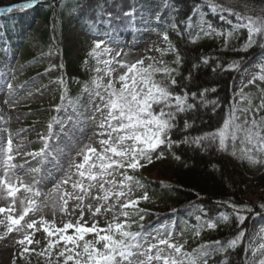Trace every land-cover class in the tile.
I'll return each instance as SVG.
<instances>
[{"label": "snow or ice", "instance_id": "1", "mask_svg": "<svg viewBox=\"0 0 264 264\" xmlns=\"http://www.w3.org/2000/svg\"><path fill=\"white\" fill-rule=\"evenodd\" d=\"M39 2L40 0H28L23 4L0 8V14L31 9ZM233 14L246 21L245 27L248 35L244 45L245 49L254 44L264 48V16ZM211 28L210 24L207 27L202 26L200 32L205 36H210L213 34ZM234 31L235 29L227 33L215 34L224 36L227 44V41L233 37ZM199 38L197 34L192 37V42L195 43ZM163 39L169 47L167 50L157 49V51L161 53V57L167 52L175 51L176 58L173 63L178 65L180 62L178 50L172 47L167 34L163 36ZM89 55L97 61V66L94 68L96 75L85 84L83 91L89 96L90 102L99 100L94 111L101 114L98 122L100 131L97 133L101 137L98 140L100 148L85 145L78 152V155L82 156V161L75 163L73 167L76 169L75 175L79 177V180L73 182L72 187L85 192L98 185L103 195L94 197V199L102 200L104 203L95 208L93 215L100 214L101 207L115 198L111 205L105 207V211H112L116 205H119V216L114 214L113 220L103 228L98 227V221L90 227L86 224L68 222L62 228H56L55 232L45 227L44 231L49 236L59 234L55 242H49L48 247L51 248L54 243L63 242V249L59 252V256L64 257L63 264H68L69 261L73 264H201V260L203 264H207L204 258L211 254L207 245H201L199 249L187 252L183 244L156 237H152L151 240L154 242H150L147 234L132 230V225L137 223L135 217L143 221L145 210L139 208V204L141 200L147 201L149 196L145 191L141 197L131 198L133 186L143 187V185L136 177L128 174V171H138L142 168L144 165L141 161L151 163L153 155L157 159H162L164 157L162 149L171 150L173 146L179 147L181 144H192L204 151L208 147L215 146L217 151L247 161L250 165H264V65L260 67V74L249 81V84L256 88L255 94L246 93L241 89L238 99L234 98L221 126L195 137L184 136L182 139L173 140L172 134L178 126V117L183 113L193 111L196 107L194 103L188 102L189 96L186 92L180 94L175 91L178 86L175 79V75L179 74L177 68L170 67L162 58L156 60L152 57H148L150 62L147 65L143 59L129 64L117 59L120 53L113 54L103 40L94 42ZM104 56L109 58L102 59ZM207 62V59L203 60V63L207 64ZM114 63L124 69L116 76H113L115 69L112 65ZM101 64L103 67H100ZM237 67L238 64L235 61L228 65V68L232 70ZM215 70L214 68L213 71ZM188 79H191V73ZM61 83H63L62 80ZM7 87L11 89L12 84L9 83ZM207 91L208 89H204L200 93L202 102H205L203 98ZM191 95L195 100L196 93ZM61 100L72 106L74 110L79 106L78 100H73L71 97L62 96ZM206 103L215 105L216 102ZM90 119H95V116ZM189 127L191 124L185 119L184 129ZM12 152L13 142L9 137L7 154L3 162L5 171L3 177H0V188H6L9 196L15 195L17 191L7 178L9 170L15 167L11 163ZM29 155L43 156L45 150L41 149L40 152L29 153ZM173 155L175 159H180L174 153ZM33 171L39 172V169H33ZM117 176L121 179L117 180ZM70 180L71 174H67L60 184H68ZM85 181H87V188ZM24 187L26 191H32L27 185ZM54 187L58 188L59 185H54ZM76 199L80 200L82 197L78 196ZM122 199L123 202H121ZM224 203L232 209V214L240 224L248 219V216L243 213L257 216L264 214V203L257 206L261 212H256L254 208L246 204L236 205L228 201ZM64 204L66 206L67 200H64ZM88 207L91 209V205ZM29 210L26 208L24 215H27ZM64 210L66 211V207ZM4 211V208H0V213ZM24 215H21L19 219L23 220ZM119 217L124 219L120 221ZM82 218L83 211H81ZM228 220V215H222L221 222L226 223ZM12 223L18 224L19 220H12ZM35 223L33 221L27 227L32 228ZM205 226L215 229L217 223L206 221ZM139 227L142 229L143 224H139ZM69 230H73V234L69 235ZM8 231H12L11 227ZM86 234H93V239L85 240ZM244 236L245 230H241L235 238L227 242V245H221L220 241L212 243L220 246L219 250L226 251L239 244ZM19 242L24 243L23 240ZM261 248L264 249V245H261ZM259 264H264V259H261Z\"/></svg>", "mask_w": 264, "mask_h": 264}, {"label": "trees", "instance_id": "2", "mask_svg": "<svg viewBox=\"0 0 264 264\" xmlns=\"http://www.w3.org/2000/svg\"><path fill=\"white\" fill-rule=\"evenodd\" d=\"M28 0H0V8L9 5L21 4ZM143 5L152 0H139ZM163 2L169 9L166 19L162 21L161 32L167 34L172 47L179 52L180 62L174 64L176 52H167L164 55L170 67L177 68L178 75L175 79L178 86L175 91L189 96V103L196 105L193 111L183 113L178 117L177 128L173 130L172 139H182L184 136L195 137L205 132L214 130L222 125L223 119L227 116L234 98L238 99L239 93L232 92L234 77L237 71L249 60L258 58V64L264 65V48L254 44L245 49L247 40L246 21L240 19L233 13L243 15L264 16V0H156ZM81 0H40L35 8L46 25L37 31V39L43 51L50 50L51 41L50 28L51 15L59 11L64 22L60 25L55 22L54 32L57 37L60 31H66L74 25L69 21V16L74 15L75 6ZM45 12L44 15H41ZM20 13H12L4 16V19L14 20L20 18ZM68 18V20H66ZM211 25L210 36L200 32V28ZM235 29L233 37L225 43V37L215 33H227ZM199 34L195 43L192 37ZM31 40H33L31 38ZM72 48H65V68L71 85V92L82 88L83 84L91 81L96 75L94 68L97 61L88 54H80L72 57ZM32 49V48H31ZM30 49V51H31ZM166 47L163 50H167ZM27 56L32 63H35V54L30 52ZM32 55V56H31ZM207 59V64L203 60ZM237 62L235 70L229 69L228 65ZM91 62V68L88 63ZM197 65V67H193ZM219 65V67H218ZM102 67V66H100ZM216 69L213 71V69ZM191 73V79H188ZM208 89L202 102L200 93ZM215 89V91H212ZM244 92L255 94L254 85L246 83L242 88ZM192 93H196L193 100ZM215 101L212 103H206ZM188 120L191 127L184 129V121ZM170 158L165 160L164 171L160 177L164 183L147 179L143 175H133L143 187H135V191L141 197L145 191L148 196H154L155 206L151 201L141 200L139 208L144 209V219L132 225L133 231L146 232L151 220L163 213L177 214V217L184 223L188 230L185 236V251L192 252L195 248L207 244L210 256L205 257L207 264H259L264 259V252L255 259L251 256L250 246L255 241L264 245V238H258L253 233V222L264 214L253 215L243 213L248 219L240 224L232 209L225 204V201L236 205H249L256 212H261L257 207L264 203V165H250L236 157L221 151L215 146L208 147L206 151L197 148L192 144H181L173 146L171 150L166 149ZM180 159L174 158V155ZM261 191H256L258 189ZM252 191L259 200L249 199L246 195ZM150 209V210H148ZM152 210V211H151ZM222 215H228V222H221ZM206 221L217 223L215 229L205 226ZM143 224V228L139 224ZM241 230H245V236L234 248L226 251L219 250L214 241H220L221 245L235 238ZM199 231V235H197ZM203 264V260H201Z\"/></svg>", "mask_w": 264, "mask_h": 264}, {"label": "rangeland", "instance_id": "3", "mask_svg": "<svg viewBox=\"0 0 264 264\" xmlns=\"http://www.w3.org/2000/svg\"><path fill=\"white\" fill-rule=\"evenodd\" d=\"M164 11L163 6L155 3L146 7L138 5L136 7L132 0H84L78 8V15L93 25L107 21V27L121 33L124 39L127 34L132 36L130 43L111 44L112 53L119 52L120 56L117 59L129 64L143 59L147 65L150 62L148 57L161 59L157 49L164 46V39L159 33L145 27L155 23L156 14L162 18ZM29 20L32 18L29 17L27 10L20 30L23 31L24 23ZM38 27L42 28L43 24L38 23ZM84 27L88 29L89 26L85 24ZM133 28L134 31L131 32ZM95 39L97 35L91 36L80 26L79 29L67 30L62 35L60 45L62 47L73 45L72 51L76 55L85 52L88 43H94ZM3 60L5 63L0 68V177L4 175L3 162L7 154V141L11 137L13 142L11 163L15 167L9 170L7 178L17 191L15 195L9 196L6 188H0V208L5 209L0 213V264H63L64 257L59 256L63 242L54 243L53 247L49 248V242H55L59 234L49 236L44 231L45 227L55 232L56 228H62L68 222L86 224L90 227L98 221V227L103 228L113 220L114 214L119 216V205L112 211H105V207L111 205L115 198L101 207L100 214L93 215L95 208L104 203L102 200L94 199L103 195L98 185L85 192L72 187V183L79 180L73 167L75 163L82 161V156L78 155V152L85 145L100 148L98 140L101 137L97 133L100 131L98 122L101 114L94 111L99 100L90 102L89 96L83 92L77 96L80 102L78 110L57 102V90L61 83L56 80L49 82V78L59 81L62 78L61 52L55 51L43 57L42 60L46 63L41 70L28 62L20 61L15 55L4 57ZM113 67L115 69L113 76L123 72L116 64ZM250 69L249 67L243 70L237 76L235 81L237 88L248 79ZM9 83L12 84L11 89L7 87ZM29 105L38 111L32 115L33 117H30L31 112L27 109ZM53 110L56 113L50 116ZM93 116L95 119H90ZM13 128L17 130L14 134L11 132ZM38 142L47 145L45 155L35 157L29 155L34 153L32 146L38 145ZM163 161V158L157 159L153 155L151 163L141 161L144 166L138 171L150 178L163 181L160 178L164 171ZM33 169H39V172H34ZM67 174H71L69 183L60 184ZM116 179L119 180L121 177L117 176ZM84 183L87 188V181ZM25 185L32 191H26ZM261 190L260 188L256 191ZM78 196L82 199L77 200ZM246 196L259 200L252 191H248ZM64 200H67L66 206ZM26 208L30 210L24 215ZM21 215H24L23 220L19 219ZM123 219L119 217L120 221ZM12 220H19V223L13 224ZM33 221L36 222L34 227H27ZM263 223L264 221L260 220L256 226ZM9 227L12 229L11 232L8 231ZM68 234H73V230H69ZM168 234L174 241L181 238V227L177 222H168L162 228H157L149 234L150 242H154L151 240L152 237L160 239L167 237ZM92 239L93 234L85 235V240ZM22 240L24 243L19 242ZM68 264L73 262L69 261Z\"/></svg>", "mask_w": 264, "mask_h": 264}, {"label": "bare ground", "instance_id": "4", "mask_svg": "<svg viewBox=\"0 0 264 264\" xmlns=\"http://www.w3.org/2000/svg\"><path fill=\"white\" fill-rule=\"evenodd\" d=\"M34 66H35V67H38V64H35Z\"/></svg>", "mask_w": 264, "mask_h": 264}]
</instances>
